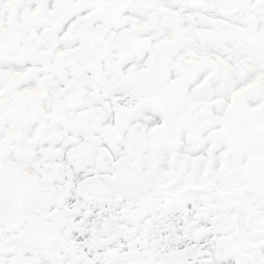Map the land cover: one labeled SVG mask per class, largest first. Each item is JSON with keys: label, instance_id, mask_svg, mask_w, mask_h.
Returning a JSON list of instances; mask_svg holds the SVG:
<instances>
[{"label": "snow or ice", "instance_id": "snow-or-ice-1", "mask_svg": "<svg viewBox=\"0 0 264 264\" xmlns=\"http://www.w3.org/2000/svg\"><path fill=\"white\" fill-rule=\"evenodd\" d=\"M0 264H264V0H0Z\"/></svg>", "mask_w": 264, "mask_h": 264}]
</instances>
